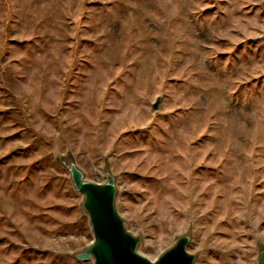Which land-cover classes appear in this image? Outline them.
I'll list each match as a JSON object with an SVG mask.
<instances>
[{
  "label": "rangeland",
  "instance_id": "obj_1",
  "mask_svg": "<svg viewBox=\"0 0 264 264\" xmlns=\"http://www.w3.org/2000/svg\"><path fill=\"white\" fill-rule=\"evenodd\" d=\"M263 34L264 0H0V264H90L66 153L147 257L190 228L195 264H256Z\"/></svg>",
  "mask_w": 264,
  "mask_h": 264
},
{
  "label": "water",
  "instance_id": "obj_2",
  "mask_svg": "<svg viewBox=\"0 0 264 264\" xmlns=\"http://www.w3.org/2000/svg\"><path fill=\"white\" fill-rule=\"evenodd\" d=\"M264 40V34L261 36ZM160 97L152 105L156 110ZM56 161L68 174L74 192L79 196L78 208L86 218L90 241L68 255L76 263L90 264H195L198 253L189 251L191 229L176 235L172 243L154 259L140 252L144 237L128 230L117 208V176L105 160L102 182L87 179L71 153L58 155ZM256 264H264V243L258 242Z\"/></svg>",
  "mask_w": 264,
  "mask_h": 264
}]
</instances>
